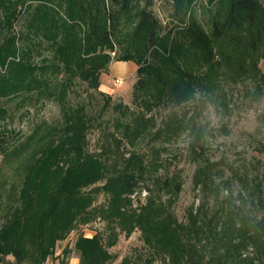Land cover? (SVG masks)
<instances>
[{
  "label": "trees",
  "instance_id": "obj_1",
  "mask_svg": "<svg viewBox=\"0 0 264 264\" xmlns=\"http://www.w3.org/2000/svg\"><path fill=\"white\" fill-rule=\"evenodd\" d=\"M198 2L172 0L165 26L148 5L138 8V0H0V156L17 160L21 175L15 203L0 221V264H45L91 206L94 194L83 189L104 179L103 215L119 220L127 234L141 231L150 250L142 264L161 257L166 264H264V215L254 213L264 209V179L249 181V197L227 205L220 221L192 211L181 223L170 202L164 212L155 206L162 194L176 196L183 188L168 161L150 162L135 151L119 154L106 178L105 163L89 151L90 130L107 110L126 119L120 122L122 138L107 136L109 154L121 149L125 138L135 145L155 109L193 101L209 89L219 68L240 73L247 56L264 48V0H207L210 30L200 20ZM116 62L138 66L132 106L113 104L99 91L102 74ZM81 84L89 98L91 91L106 98L99 112L89 111V100L72 103ZM48 102L59 107L60 120L43 121L27 137L13 140L8 120ZM164 127L167 135L176 134L175 120ZM162 150L167 148L156 152ZM160 168L164 173L153 177ZM139 191L148 197L135 207L132 196ZM73 251L79 264L111 260L98 235H80L72 249L63 250L60 264H69ZM122 264L135 262L125 258Z\"/></svg>",
  "mask_w": 264,
  "mask_h": 264
},
{
  "label": "rangeland",
  "instance_id": "obj_2",
  "mask_svg": "<svg viewBox=\"0 0 264 264\" xmlns=\"http://www.w3.org/2000/svg\"><path fill=\"white\" fill-rule=\"evenodd\" d=\"M146 5L163 25H169L172 0H138V8ZM196 7L200 20L210 30L211 12L207 0H199ZM115 69L120 68L117 66ZM136 74L120 78L110 68L101 76L99 91L111 96L113 104L132 106ZM211 77L209 89L199 92L193 101L181 106L162 105L155 109L147 116L151 117L148 123L142 126L144 136L136 140L135 145L129 144L125 138L116 154L114 151L108 154L104 150H107L109 133L122 138L120 122L126 119L119 113L107 110L89 133V151L105 163L106 178L113 175L119 154L127 153L128 156L135 151L145 154L150 162L168 161L171 172L181 175L183 188L176 196L162 194L155 206L162 205L164 212L166 204L170 202L173 213L181 223L188 222L192 211L207 221H220L227 205H240L249 197L248 192L252 189L249 181L264 179V48L256 55L247 56L242 72L234 73L224 66ZM84 88L82 84L77 86L80 92L73 95L72 103L86 99L91 101L90 104L86 101L89 111L99 112L106 98L92 91L93 97L89 98ZM170 119L175 120L172 132L176 130V134L172 133V136L167 135L164 127ZM59 120V107L48 102L18 111L8 120L7 126L13 140L19 141L30 135L41 122L57 123ZM158 147H166L167 150L157 153ZM18 166L17 160L8 162L0 156V221L10 205L15 203L21 186ZM162 173L164 170L160 168L151 175L155 177ZM106 180L83 189L85 193L94 194L91 206L79 214L75 228L58 242L55 254L45 264H60L63 250L66 247L72 249L80 235H98L111 255L109 264H122L125 258L135 264L146 261L150 250L144 243L141 231L136 229L127 234L119 220H108L103 215L108 195L100 189ZM199 181L203 182L201 186L196 185ZM147 197L145 191L134 194L135 207L137 201L145 203ZM247 205L253 207L250 201H247ZM254 213L260 218L264 215V209H256ZM8 259L15 260L13 256ZM66 261L79 264L78 254L73 251ZM166 263L161 257L154 264Z\"/></svg>",
  "mask_w": 264,
  "mask_h": 264
},
{
  "label": "crops",
  "instance_id": "obj_3",
  "mask_svg": "<svg viewBox=\"0 0 264 264\" xmlns=\"http://www.w3.org/2000/svg\"><path fill=\"white\" fill-rule=\"evenodd\" d=\"M117 66H119V70L115 69ZM137 69L138 66L134 62H116L111 67L112 73L116 77L120 78H126L134 75L137 72Z\"/></svg>",
  "mask_w": 264,
  "mask_h": 264
}]
</instances>
